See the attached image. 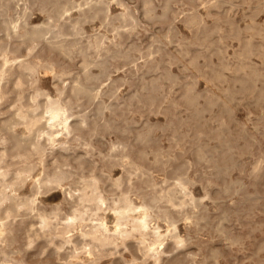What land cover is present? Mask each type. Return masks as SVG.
Segmentation results:
<instances>
[{"label": "bare ground", "instance_id": "obj_1", "mask_svg": "<svg viewBox=\"0 0 264 264\" xmlns=\"http://www.w3.org/2000/svg\"><path fill=\"white\" fill-rule=\"evenodd\" d=\"M33 1H35V0H33ZM223 2H225V0H213L209 5H216V6L222 5V6H224L222 4ZM241 2L242 1H240V3ZM253 2L254 1H252V3ZM232 3H235V2L233 1ZM236 3H238V2L236 1ZM245 3H247V2L245 1ZM261 3H263V2L261 1ZM261 3H260V5H261ZM225 5H227V4H225ZM232 5H234V4H232ZM239 5H241V4H239ZM119 6H123L122 3ZM192 6H191V8L196 7V6H194V7H192ZM167 7H168V2H166L165 5L162 7L163 8L161 11L162 13L158 15L157 12L155 11V7L152 3V0H143L142 1V7H141V13L143 14L144 17H146V19L147 18L152 19L155 16H162L163 17V16L167 15ZM256 7H258V6H256ZM206 8H204V9H206ZM212 8H214V7H210L209 9H212ZM195 9H197V7ZM40 10L45 13L44 19L40 23L29 24L27 21L28 7L26 5L23 6L21 11H19L16 16L4 17L3 8L1 7V4H0V17L2 16V19H1L2 22H1L0 30L3 31V34L0 35V56H1V59H0V99L3 98L2 96L5 94V91H3L4 84L6 85L7 81H9L10 79H13V82H14V83L12 82L13 84L10 85V88L13 92H16L15 95L17 96L15 99V104L13 105L14 108H11L9 106L13 110H11L10 114L7 117L2 118L0 120V130H4L5 133L7 134L6 138H0V143H4V142L8 143V148H7L8 150L7 149H1L3 146L0 147V161L5 162V160H6L5 158L8 154L12 155L13 158H16V159H12L11 161H8L5 165V167H3L0 164V264H20V263L14 261L12 259V256L10 255V253L14 252L16 250H14L12 248L7 249L6 248V244H7L6 240H8L9 234L11 232H13V229H14L13 219H14V217L16 215L23 214V213H25L29 217L35 218V220L28 221V223H27L28 226H26L27 228H25L26 229V236L28 238V241H27L26 246H25V251H27V248L29 246H31L32 242L34 240H36L38 237L43 236L47 239H49V238L51 239L52 236H54V237L58 236L60 238V241L58 243H56V241L53 243L54 244V251L57 254H59L60 249L62 247H64L65 245L70 246L69 252L68 253L66 252L67 253L66 256H63L64 262L61 264H96L99 262L100 258H102L103 256L108 255V254H117V253H118L119 257L123 259V264H130L131 261L132 262L134 261L137 264H147L146 261L149 258L152 260V264H163V261L165 259V253L172 250V249H175L179 246H182L185 243V239H186L183 237L184 235L183 236L181 235L182 233L180 234L177 231L178 226L176 224L177 223L176 222L177 218L175 216L176 211L173 212L172 211L173 209L171 210L170 207L180 208V210L184 214L183 217L185 216L186 219L189 218V220L192 219L194 222H200V221L207 222L208 219L206 218L207 217L206 213L203 212V211H205L204 210L205 206H204V203L202 202L203 198H200L201 196L196 197L191 192L192 188L189 189V186H188L190 179L185 174V173H187V170L185 171V173L181 170L182 166L185 162L183 164H182V162L180 164L179 163L174 164L171 167L170 161H172L173 158L170 161L168 160L169 161L168 163H170V164L165 162L168 159L167 157L169 154L167 152L169 150L167 149L168 151L166 150V152L164 153V155H166V153L168 154L167 157H164V158H166V160L164 161L162 156H163V152L165 150L162 151L161 148L163 146L160 148L159 145L158 146L155 145L158 148L153 149L151 151V153H153V157H152L153 160H150L151 159L150 158L148 161L147 158L150 155V154L148 155V150L143 148L142 146L141 147L139 146V148H137V146L140 145V143H142L144 145L147 143L146 145H148V141L151 142L150 133H151V129H153V127L150 125L151 123L147 124L146 120L145 121H146L147 126L145 129L140 127L142 125L141 124L139 126L140 130L138 128V131L137 132L135 131L136 134L133 132L135 134L134 140H136V142L137 141L140 142L137 146L135 145L137 148L136 152L132 150L133 153H135V156L131 155V150L128 147V142L120 139V137H122V136L119 137L117 135L119 137V138L117 137L118 140L117 139L115 140V138H116L115 137L114 138L115 141L111 143L110 152L108 153V157H112V158H110L111 164H113V163L114 164L117 163L118 165L120 164V166H122L123 171H124V175L121 174V172H120L121 175H119L117 177L115 175V177L113 176L114 177L113 178L110 175V173H112V171L110 172L111 167H110V169H108L107 175L109 176V181H110L109 183H110L111 187L112 186L115 187V189H110V191L108 190L110 193H112V196L110 195V197H109L103 193V182H102L103 179L101 178V176L97 172L95 173L94 171L89 175V177H86V175L85 176L81 175L80 180H77L76 182L75 181L69 182V185L62 190L64 193V200L70 206V209H68V211L65 213L61 212V205L59 203H56L55 205L51 206V208L48 210L43 205L42 199L40 198V194L46 193L45 191H47L50 188L63 185L64 181L67 180L71 176V172L67 169L68 167L65 169L63 167V164H66V162L69 161L66 158L67 153L64 151H67V150L70 151V149L72 148V145H71L72 140L79 141V143H84L85 145H89V147H90V145H91L90 137H92L94 134H98V131L100 129L103 131H105V130L110 131L111 130V132L113 133L114 130H112V129L115 128V126L117 124L113 125L110 120L105 119L106 117H104V119L106 120L104 122H102L101 120H97V118L99 119L100 117L107 116L108 113L106 115H104V111L106 108H111L110 101H109V104H107V102H105V101L102 102L101 96H103L104 93H106L107 95L109 94V96H116V94H119V93H117V89H119L120 87H118L119 85H117V81H119L120 78L119 77L113 78L111 76L112 64L116 67V69H118L119 66L115 65L113 61L121 60L123 64L124 63H128V64L132 63L136 69L143 66L146 68L147 72L152 73L150 75V77L148 79H146V77L144 75V74H146V72H145L142 75V79H143L142 82L139 79L140 80L139 83H141L140 84V86H141L140 90H143L144 92L146 90V93L148 91V93L146 94L145 97L147 99H149L150 102H152V103L156 99V95L158 93V90H160V87H159L160 82L159 81H160V79H162L161 77L173 79L174 74L172 73V71L169 70L170 68L165 69L164 71L162 70L163 72L160 73L161 75L154 74L157 71L158 72L160 71V70H158V68H159V63H161L160 62L161 60L160 61L157 59L155 60L156 54L153 55L155 51L157 52L161 49L159 46L156 47L157 42L154 43L155 48L152 47V44L149 45L148 47L146 44V48L144 47L145 48L144 50H142L140 47H138L137 44H135L134 42H127L128 38L132 35L133 30L135 29V27L138 24V18H137V15L135 14V9H133L131 7L125 6V7H123V9L121 11H119L117 13H112L108 0H45V1L40 2ZM207 10H208V8H207ZM259 10H260V8H259ZM262 10H264V9H262ZM191 11H192V9H191ZM73 12H76V14L73 15ZM193 12H194V9H193ZM214 12H216V11H214ZM214 12H213V14H214ZM255 12L256 11H254V13ZM211 14L212 13H210V16H211ZM216 14H217V12L214 15H216ZM41 15H42V13H41ZM186 15H187V13H186ZM203 15H204V13H203ZM220 15H222V14H220ZM249 15H251V14H249ZM201 16L199 14H196V13H192V14L186 16V21H185L186 24L184 23V25H187V24L191 25V26L194 25L192 27H195V26L197 27L196 30L199 32L200 36H201L200 33H202L203 35L205 34L204 36L202 35V38L198 37V40H196V41L193 40L190 43L193 44L194 46H196L197 44L205 45V47L207 49L211 45L210 44L211 40H207V39H209L207 37L210 36L211 33H213L212 35H214L216 33V31H218V28L220 29V26L217 27L212 22L213 27L211 26L212 27V28L210 27L211 29H209V28L208 29H205V28L202 29L201 27L206 26V25L204 22L205 20H203ZM144 17H142V18H144ZM220 17H221L220 19H223V22H230V20H231V19L229 20L227 18L228 21L227 20L224 21L225 17L224 18H222V16H220ZM253 17H255V15ZM218 18H219V12H218ZM205 19H207V18H205ZM96 20L99 22V26L104 28V31L99 30V29H95L93 32L88 33L86 31V28H85V23H93ZM150 22H147V23H150ZM214 22H216V21H214ZM232 22H233V19H232ZM249 22L251 23V21H249ZM252 22H253V24L256 23V21L255 22L252 21ZM141 23H142V21H141ZM143 23H142V26L144 25V27H145V24H143ZM235 24H237V22ZM257 24H255V25H257ZM188 25H187V27H188ZM218 25H220V24H218ZM227 25H228V23H227ZM231 26H232V24H231ZM235 26L237 27V25H235ZM245 26H246V24H245ZM192 27H191V29H192ZM233 27H234V25L232 27H229V28H232L233 33H234V30H236L237 28L234 27L235 28L234 29ZM241 27L243 28V26H241ZM171 28H172V26L169 27L168 31L171 30ZM222 28L223 27L221 25V30H225V27L223 29ZM146 30L147 29L145 28V31ZM228 30H231V29H228ZM239 30H240V28H239ZM220 31H218L217 33H219ZM108 32H110L111 36L109 35ZM134 32H135V30H134ZM231 32H232V30H231ZM255 32H257V34H258V32H260V30L259 31L255 30ZM224 33H226V31ZM229 33L230 32L228 31V33H226V34H229ZM253 33H254V30H253ZM191 34H192V31L190 33V36H191ZM263 34H264V32H263ZM155 35H157V34H155ZM212 35H211V37H212ZM215 35H217V34H215ZM225 35L223 37L227 36V35L226 36ZM230 35H231V33H230ZM254 35H256V34H254ZM162 36L165 37L166 39H168L169 41L172 40L169 33H164ZM183 36H185V35H183ZM186 36H188V35H186ZM196 37H194V38H196ZM227 37H229V36H227ZM232 37L235 38L234 36H232ZM241 37H243V36H241ZM261 37H263V35ZM218 38H219V36H218ZM138 39H139V37L137 38V40ZM185 39H182V40H185ZM148 40L150 41V39H148ZM153 40L159 42L160 37H153ZM182 40H181V43L183 44ZM11 41L16 42V45L14 46L15 49H18L21 45H23L26 48H29V50L26 52V56L31 55V53L33 52V49L36 47V44H35L36 42L37 43L43 42L44 44H46L47 49L49 51H56L60 55H63L66 57H72V55L74 53H77L81 56L79 69L75 75H71V68L69 67V64H62L56 70L55 62L51 59L45 60L42 62L41 61L40 62H34L33 60L31 61L30 59H28L27 57L18 58V56H14L11 58L7 55V53L10 50L9 43ZM169 41H168V43H169ZM187 41L188 40L186 39V41H184V42H186L188 44L189 42H187ZM216 41L219 42V39L216 38ZM160 43H161V41H160ZM186 43H184V44H186ZM221 43L224 44L223 42H221ZM149 44H150V42H149ZM176 44H177V41H176ZM225 44H226V42H225ZM242 44H241L242 45L241 49L237 52L238 63L234 67V69L238 72L243 71L242 76L240 75V76H236V78H234L235 80H238V82L240 83V84L238 83L239 85H242V82L243 83L246 81L248 82V80L251 82V81H254L256 78H259L258 76L261 74V72L263 70V69L259 70L258 67H256L254 64L249 62L250 55L254 52V44H253L252 39L248 37V39L245 40ZM159 45H161V44H159ZM260 45H262V44H259L258 47H260ZM162 47L166 48L164 45ZM196 47H198V46H196ZM214 47H216V45ZM219 47L220 46H218V50H219ZM258 47H256L257 51H258ZM262 48L264 49V47H262ZM262 48H261V50H263ZM225 49H226V47H224V51H225ZM218 50H217V52L220 51L219 54H221V57L219 55V57L217 58V60L219 59V61H220V63H219V61H217L219 64L218 67H215L213 64H212L213 65L212 66L209 63L210 65H208L209 66L208 68L214 73V74H211V73L209 74L210 76H212V75L214 76L211 79H215V76H216V78L218 80H221V82H222V79H224L225 75H226V73L224 74V69L229 68V63H227L228 61L226 60V58H225V60L227 62L224 60V57L222 55L223 51L221 49L219 51ZM133 51H139L140 52V56H143V58H144L143 63L139 64L137 62V57L133 54ZM165 51H166V49H165ZM168 52L169 51H166V53H168ZM175 52H174V54H177ZM188 52H189L188 47L182 48L180 50V54L183 56H185L184 54H187ZM213 52L215 53L216 51L212 50L211 53H213ZM198 53H199V51H196V53L194 55L189 53L191 55V57H190V55L187 54V56L190 57V59L188 61L190 64H193L192 65L193 67H194V65H198V64L200 65V63L198 62ZM205 53L206 52H204V54ZM226 53H228V52H226ZM211 55H215V54H211ZM226 55H228V54H226ZM154 56H155V58H154ZM215 56L217 57V55H215ZM253 56H255V55H253ZM263 56H264V54H263ZM206 57H208V56H206ZM168 58L171 59L172 57L169 56ZM203 58H205V57L203 56ZM210 58H211V56H210ZM230 58H231V56H230ZM233 58H234V56H233ZM175 59H176V57H175ZM178 61H181L180 57H179ZM188 61H184V62H188ZM204 61H202V63ZM253 61H254V59H253ZM197 62H198V64H197ZM208 62H210V61H208ZM211 62H212V60H211ZM254 63L256 64L257 62H254ZM263 63H264V60H263ZM263 63H261V64H263ZM232 64H233V62H232ZM203 65L206 66L205 62H204V64L201 65V68H204ZM233 65H235V64H233ZM165 66H167V63ZM179 66H181V65L179 64ZM40 68H43L44 72H47V73H48V71H51L53 73L56 81H59V83H57L54 86L56 88L55 89L56 93H53V94H55V95H52L51 92H49L48 90L42 89L41 86L39 85L41 82L38 84V81H40V80L36 76L37 75L36 73L39 71ZM94 68H96L97 70H94ZM121 68L124 69L123 67H121ZM209 69H207V70H209ZM210 70H209V72H211ZM231 70H233V69H231ZM128 71H129V69H128ZM200 71H202V70H200ZM205 73H203V75ZM206 74H208V73H206ZM231 75H233V74H231ZM234 75H237V74L234 73ZM260 76H262V75H260ZM54 77H51V79ZM130 77H131V75H130ZM67 78H69V79H67ZM136 78H137V75H136ZM176 78H177V76L174 78V81ZM105 80H108V81H106V83L104 84ZM204 80H205V78H204ZM207 80H209V78ZM124 81H126V79ZM167 81H169V80H166L165 84L167 83ZM209 81L212 82V80H209ZM215 81L216 80H213V83ZM256 81H260V80H256ZM232 83H233V81H232ZM232 83L230 85H232ZM24 84H30L29 87L32 88L31 91H29L28 93H25L26 95L23 93V91H24L23 88H22V90H19V88ZM160 84H162V83H160ZM226 84H229L228 81ZM244 84H247V83H244ZM183 85H184V83H183ZM230 85H228V86H230ZM260 85H261V83H260ZM102 86H106V88L103 89ZM163 86H165V85H163ZM169 87H170V85H169ZM173 87H174V85H173ZM214 87H216V85ZM220 87L222 88V86H220ZM248 87H250V86H248ZM259 88H260V86H259ZM262 88L264 89V87H262ZM127 89H129V87ZM232 89H233V87H231V90ZM133 90H134V88H133ZM136 90L139 91V89H136ZM136 90H134V91H136ZM247 90H248V88H247ZM260 90H259L258 95L262 94V91H260ZM130 92H129V94H130ZM141 92L142 91H140L139 94H141ZM144 92H143V95H144ZM233 92H234V90H233ZM236 92H237V89H236ZM254 92H256V90H254ZM132 93L133 92H131V94H130L131 98H132V99L130 98L131 100H133V98L135 100V97L140 99L141 98L140 96H142V99L144 98L143 95H139L137 92H135L133 94ZM162 93H163V90H162ZM181 93H182V97H183V98H181V100L182 99L184 100L183 102L186 103V107L188 106V107L192 108L193 113H195L199 116L202 115L203 111H205L206 109H209V106H211L213 103H216V101H221V104H222L221 108L223 110H230V105L228 104V101L230 99H232L233 95H234L230 91V89L226 88V86H225L224 91H223V95H224L223 98L218 96V95L216 97H213L211 95H206L205 99H204L205 100L204 104L200 105L198 98L203 94H202V92L195 89V86L193 84L186 83L184 90ZM238 93H237V95H238ZM256 94H257V92H256ZM249 95H251V94H249ZM124 96H126V95H124ZM163 96H165V95H163ZM81 98H83V99L85 98V100L87 102H95L94 103L95 106L92 103V105L95 107L94 113L93 114L91 113L93 115L92 119L89 117V115L87 113L89 111L86 112L88 107L85 106L86 107L85 112H82V110H81L82 103L80 101ZM106 98H108V97H106ZM122 98H123V96H122ZM127 98H128V99H126V101H128L127 105L129 106V104H128L129 103V97H127ZM239 98L240 97H238V99ZM124 99H125V97L123 98V100ZM147 99H145V100H147ZM85 100H84V102H85ZM103 100H104V98H103ZM174 100H175V98H174ZM253 100H255V97ZM112 101H114V98H112ZM258 101H260V100H257V102ZM118 102H121V101H119V98H118ZM136 102H137V99H136ZM138 102H139V100H138ZM171 102H172V100H171ZM183 102H181V103H183ZM230 102H231V100H230ZM137 103H136V106H137ZM152 103H151V106H152ZM176 103H178V102L176 101ZM116 104H117V102H116ZM174 104H175V102H174ZM256 104H258V103H256ZM89 105H91V104L89 103ZM130 105H131V102H130ZM141 105H143V104H141ZM216 105H217V103H216ZM231 105H232V103H231ZM128 106H126V107H128ZM132 107H134V106H132ZM143 107H141L142 112L143 111L146 112L147 110L146 109L143 110ZM152 107H154V105ZM155 107H157V106H155ZM176 107H177V105H176ZM180 107H181V105H180ZM162 108H164V107H162ZM174 108H175V106H174ZM263 108H261V109H263ZM91 109H92V107H91ZM115 109H117V108H115ZM122 109H124V108H122ZM128 110L129 109L127 108V111ZM132 110H134V108ZM221 110H219V111H221ZM125 111H126V109H125ZM157 111L159 112L160 109ZM189 111H190V109H189ZM148 112H149V110H148ZM162 112H165V111H162ZM0 113H1V111H0ZM122 113H123V115L125 114L123 111H122ZM122 113L119 112V115H121ZM166 113L167 112H165V114ZM168 113L171 115L172 112L168 111ZM208 113H209V111H208ZM223 113H224V111H223ZM228 113L227 114L225 113V115L229 118L231 117L230 115H234L233 110L231 112L232 114L228 115ZM112 114L113 115L116 114L114 112V109H113ZM130 114L131 115H129V118L131 116H133L132 112ZM137 114H138V112H137ZM142 114H145V113H142ZM110 115H109V117H110ZM114 116H116V115H114ZM124 116H123V118H124ZM109 117L107 116V118H109ZM219 117H217V118H219ZM263 117H264V115H263ZM136 118H138V115ZM109 119H111V118H109ZM131 119L132 118H130V121H131ZM200 119H202V118L200 117ZM204 119H205V117H204ZM207 119H208V117H207ZM213 119H214V117H213ZM224 120H225V118H224ZM98 121L101 124L104 123L103 129L99 128V130H97L98 126L101 125V124L100 125L98 124ZM124 121L126 122V119ZM212 121H214V120H212ZM217 121H218V119H217ZM134 122L135 121H133V123ZM205 122H207V121H205ZM115 123H116V121H115ZM178 123H180V122H178ZM189 123H190V121H189ZM221 123H220V126H221ZM18 125L19 126L23 125L24 129L22 131H21V129L18 131L17 130ZM124 125H123V127H121L122 125L121 126L117 125L119 127L116 126V129L121 130V133L124 131L129 132V131L133 130V129H129L128 126L124 127ZM142 126H145V125L143 124ZM190 126H192V125H190ZM190 126L188 125V127H190ZM201 126H203V125H201ZM193 127H194V124H193ZM21 128H22V126H21ZM141 128H142V130H141ZM155 128L156 127H154V129ZM215 128H217V127H215ZM263 129H261L260 131H262ZM220 130H222V129H220ZM225 130H223V131H225ZM243 130H241V131H243ZM250 130H252V129H250ZM84 131H85V133H84ZM241 131L239 130L237 132L240 133ZM106 133H103V134H106ZM155 133H157V132L155 131ZM227 133H225V134H227ZM252 133L253 132H251L249 134L252 135ZM84 134L85 135L87 134V136L88 135L89 136L87 138H84L83 137ZM123 134L125 135V132ZM184 134L186 135V132H184ZM200 134H201V132H199V136H201ZM154 135H156V134H154ZM250 135H248V137ZM103 136H105V135H103ZM151 136H153V133ZM174 136L176 137V134H174ZM195 136H196V134H195ZM227 136H228V134H227ZM240 136H242V135H240ZM132 137L130 138V141H131ZM186 137H188V136L186 135ZM224 137H226V135ZM206 138L208 139L209 137L207 136ZM262 138H263V136H262ZM95 139H94V141L97 140V139L96 140ZM152 139H154V138H152ZM155 139H158V138H155ZM224 139H225V141H227L228 138L227 139L224 138ZM254 139H255V137H254ZM254 139H253V142H254ZM256 139H258V138H256ZM128 140H129V138H128ZM173 140H175V139H173ZM188 140H190V134H189ZM208 140H205V142H207ZM158 141H160V140H157V142ZM170 141L173 142L172 140H170ZM213 141H215V140H213ZM222 141H221V143L218 141V143H220L219 145H222ZM235 141H236V139H235ZM157 142L152 143L153 144V145H151L152 148L154 147V144ZM105 143H106V141H105ZM129 143H132V142H129ZM210 143L208 142V144H210ZM227 143H226V145H227ZM101 144H102V142H101ZM134 144H136V143H134ZM157 144H159V143H157ZM194 144H195V154L197 156V160L199 162L204 161V163H205V161H206V163L210 162L212 164L213 169L217 172V174H220L221 171L224 168H226L227 166L232 167V166H229L230 164L228 165L226 163H220L218 161L219 159H217L216 157L214 158L213 153L210 152V150L208 149L209 146L207 144H205L204 142L202 143L201 140L200 141L197 140V143L195 142ZM93 145H91V147H94ZM104 145L106 146V144H104ZM104 145H102V147ZM171 145H172V143H171ZM207 146H208V148H207ZM223 146H225V142H224ZM246 146L251 147L250 145H248V143ZM91 147H90V149H91ZM230 147H231L230 145H229V148L227 146V150L230 149ZM103 149L105 150L106 148L103 147ZM215 149L214 150L216 152H217V150H219V149H217V147H215ZM225 149H226V147H225ZM233 149H234V147H233ZM233 149H232V152H233ZM235 149H236V147H235ZM69 151H68V153H69ZM174 151L176 152L175 149H174ZM238 151H239V149H238ZM71 152L72 151H70V153ZM92 152H93V150H92ZM95 152L96 151H94V153ZM100 152L102 153L103 151L101 150ZM232 152H231V155H232ZM242 152H243V150H242ZM258 152H259V150H258ZM73 153L74 152L71 153V156H74V155H72ZM240 153H241V150H240ZM253 153H254V151H253ZM218 155H219V153H218ZM35 156H37L39 158L38 163H40L39 165L42 166V172L39 175L34 177L32 172H33V169L35 168L36 165L33 164L32 161H33V158ZM71 156L69 155L68 158ZM102 156H101V158H102ZM170 156H172V155L170 154ZM174 156H176V155H174ZM49 157H50V160H52L51 161L52 164L48 161ZM74 157H75V159L80 158L79 155L74 156ZM260 157H261V155H260ZM62 158H66L67 161L61 160ZM101 158H99V159H101ZM106 158H107V156H106ZM233 158H234V156H233ZM104 159H105V155H104ZM174 159H176V158H174ZM182 159H184V158H182ZM236 159H237V156H236ZM97 160H98V158H97ZM146 160H147V162L153 161L154 165L156 163V165L157 164H158V166L161 165V167L165 166V164L167 163L171 168V173H172V175L170 176L171 180H169L168 177H165L166 179L163 180V183L165 181L166 185L161 184V185H159V187H157V183L154 182L151 179V177L149 178V172H153V170L150 171V167H151L150 163H149L150 167L148 164H145ZM174 161L175 160H173V162ZM184 161H187V159L185 158ZM225 162H227V161H225ZM233 162L235 164L237 163L235 161H233ZM233 162H232V164H233ZM239 162H241V161H239ZM260 163H261V159L259 158L253 166V175H255L256 177L258 176V174L260 175V173H261V172L259 173ZM68 164H69V162H68ZM90 164L91 163H89L88 166ZM235 164H233L234 167H235ZM10 165H14L15 168L11 169ZM90 166L88 168L89 173H90V171H89ZM96 166H97V163H96ZM99 166H100V164H99ZM77 167H75V169ZM262 167H263V165H262ZM153 168H155V167L153 166ZM170 168H169V170H170ZM226 169H227V171H229L228 168H226ZM240 170H242V168ZM85 171H83V173ZM167 172H168V170H167ZM224 172H225V174L228 173V172H226V170ZM230 173H228V174H230ZM248 173L246 175H248ZM102 175H103V173H102ZM194 175H195V173H194ZM133 176H136L137 179H139L141 181V184L136 185L134 183ZM164 176H165V174H164ZM261 176H262V174H261ZM28 177H33L32 178V184H31L32 187L30 185L31 191L29 193H24L23 191H21V188H22L23 184L25 183L26 179H28ZM75 177H76V175H75ZM152 177H154V176H152ZM209 177L211 179V176H209ZM157 178L159 179V176ZM157 178H153V179H157ZM205 180H207V179H205ZM241 180L242 179H240V181H238V182L241 183ZM225 182L226 181L224 180V184H225ZM255 182L256 181H254V183ZM202 183H203V181H202ZM212 183H214V182H212ZM233 184H236V183H233ZM251 185H253V183ZM26 186H25V188H27ZM202 186H203V184H202ZM226 186H228V185H226ZM147 187L150 188V190L146 191L145 189H147ZM191 187H192V185H191ZM219 187H221V185ZM222 187H223V185H222ZM237 188H239V187H237ZM240 188L242 189V187H240ZM226 189L223 188V190H226ZM256 189H257V187H256ZM132 191L137 193V195L140 197L139 202H135V200L131 198L130 192H132ZM205 191H206V189H205ZM227 191H228V189H227ZM227 191H226V193H227ZM238 191H239V189H238ZM222 193H224V192H222ZM230 193H232V192H230ZM248 193H249V191H248ZM209 194H210V192H209ZM205 196H207V195H205ZM205 196H203V197H205ZM256 196L257 195H250L249 194V195H246V198L248 200H253L254 197H256ZM262 196L260 198H262ZM45 197H47V196H45ZM211 199H212V196H211ZM216 199H218V198L216 197ZM255 200L258 201L257 198ZM235 201L236 200H234V202ZM239 202H241V201H239ZM250 202H252V201H249V203ZM254 202H253V204H254ZM162 203H164V204L167 203L168 206L163 205ZM249 203H248V205H250ZM215 204H216V202H215ZM241 205H243V203H241ZM187 206L191 207V210L186 209L183 211L184 207H187ZM253 206H255V205H253ZM108 213L112 214V217H113L112 224H109ZM208 213H210V211ZM221 214H222V212H221ZM239 214H240V212H239ZM209 215L210 214H208V217H209ZM228 215H229V213L227 214L226 212H223L222 216L226 217ZM177 216H179V214ZM159 217H161L166 222L167 227L165 230L161 229V225H160L161 223H159L157 221V218H159ZM217 217H219V215ZM179 218H180V216H179ZM225 219H224V221H225ZM187 221H188V219H187ZM208 221H211V219ZM21 222H23V219L20 220V223ZM36 223H37V225H36ZM205 226H207V225H205ZM187 227H189V225ZM258 228H260V227H258ZM216 229L220 230L221 232L228 235V237H229L228 240H232L234 242L240 240V238L238 236L230 235V234L226 233V230L222 226H217ZM254 229H256V228H254ZM11 235H12L11 237L13 238L14 237L13 233ZM185 237H186V235H185ZM25 239H26V237H25ZM168 240H170L171 242L169 243ZM133 241L135 242V244H134L135 250H133L131 248ZM10 244H12V243H10ZM257 245H259V243ZM181 248H184V247H181ZM213 249L214 250H212L210 252V254L208 256H206L207 258H215L217 252H216L215 248H213ZM65 250H66V248H65ZM123 250H128L130 252V254H131L130 259L126 258ZM41 251H43V250L40 249L39 252H41ZM170 253H171V251H170ZM177 258H178L177 254H174V255L171 254L170 260H172V262L169 264H178V263H180V264L185 263L186 264V262H183L182 259H180V261H173L175 259L177 260ZM212 261H213V259H212ZM115 262L116 261H114V263ZM117 263L120 264V262H118V261H117Z\"/></svg>", "mask_w": 264, "mask_h": 264}, {"label": "rangeland", "instance_id": "obj_2", "mask_svg": "<svg viewBox=\"0 0 264 264\" xmlns=\"http://www.w3.org/2000/svg\"><path fill=\"white\" fill-rule=\"evenodd\" d=\"M41 1H45V0H35V1H33V0H0V4H1V7L3 8L4 17L16 16L18 14V12L21 11V9L23 8V6L26 5L28 7V14H27V21H28V23L29 24H37V23H40L44 19V17H45V13L40 10V2ZM108 1H109V4H110V8H111L112 13H117V12L121 11L123 9V7H125V6L126 7H131L133 9H135V14L137 15V18H138V24H137V26L134 29L136 33L133 30L132 35L128 38V41L127 42H134L142 50H144L146 48V44H147V47L152 44V47L155 48L154 47V43L157 42L156 43V47L159 46L161 49L159 51H157V52L155 51L153 55L156 54L155 55L156 58L154 56L155 60L156 59L159 60V61L161 60L160 61L161 63H159V68L160 69L158 68V70H160V71L159 72L157 71L154 74L161 75L160 73H162L165 69H169L170 68L169 70L172 71V73L174 74V78L176 76H177V78L174 81V78L173 79H168V78L161 77L162 79H160V81H159L160 83H162V84L159 83L160 90H158V93L156 95V99L152 103V102H150L149 99H147L145 97L146 94L148 93V91L146 93V90H145V92L143 90H140L141 89L140 88L141 87L140 86L141 83H139L140 80H141V82L143 81L142 75L145 72H146V74H144V75H145L146 79H148L152 73L147 72L146 71V68L143 67V66H141L138 69H136L135 66L132 63H130V64L124 63L123 64L121 60L113 61L115 65H118L119 66L118 69H116V67L113 64L111 66V76L113 78H117V77L120 78V80L117 81V85H119L118 87H120L119 89H117V93H119V94H116V96H109V94L107 95L106 93H104V95H103L104 97L101 96L102 102L105 101V102H107V104H109V101H110L111 108H106L105 111H104V115H106L108 113L107 116L109 117V115L111 114L110 117H109L111 119L107 118V116H103V117H100L99 119L97 118V120H101L102 122H104L106 120H110L113 125H116V124L119 125V126L122 125L121 127H123V125L125 124L124 127H127L128 126L129 129H133V130H131L129 132L128 131H124L125 132V135H124L123 134L124 132L121 133V130L116 129V126H117L116 125L115 128L112 129V130H114L113 133L111 132V130L110 131L109 130L103 131V130L100 129L101 130L100 131L99 128H102L103 129L104 128V123L101 124L98 121V124L99 125L101 124L100 125L101 127L98 126V129L97 130H99L101 133L98 131V134H94L92 137H90V143H91V145L94 144L93 145L94 147H91V145H90V147H91V149H90L89 145H85L84 143H79V141L72 140L71 141V145H72V148L73 149L71 148L70 151L74 152L72 155H74V156L79 155L80 158L79 159H75L74 156H71V153L72 152L70 153L69 150L64 151V152L67 153V154L66 153L65 154H66V158L69 161H67L66 158H62L61 160H66L67 161L66 164H63V167L65 169L68 167L67 169L71 172V176L67 180L64 181L63 185L50 188L47 191H45L46 193L40 194V198L42 199L43 205L49 210L51 208V206L55 205L56 203H59L61 205V212L62 213L67 212L68 209H70V206L64 200V193H63L62 190L69 185V182H74V181L76 182L77 180H80L81 175H84V176L86 175V177H89V175L93 171L95 173L97 172L101 176V178L103 179V181H102L103 182V193L106 196H109V197H110V195L112 196V193H110L109 191H110V189H115V187H113V186L111 187V185L109 183L110 182L109 181V176L107 175L108 169H110V167H111L110 172L112 171V173H110V175L112 177L113 176L115 177V175H116V177L119 176V175H121V174L124 175V171H123L122 166H120V164L119 165L117 163H115L116 165L114 163L111 164L110 158H112V157H108V153L110 152L111 143L114 142L116 139L118 140V138L120 136H122V137H120L121 140H125V141L128 142V147L131 150V155L132 156H135V153H133V151L136 152V150H137V148H139V146L140 147L142 146L143 148L147 149L148 150V155L150 154L149 157L147 158L148 161H149L150 158H151L150 160H153V158H152L153 157V153H151V151L153 149L158 148L157 147L158 145L160 146V148L163 146L161 149H162V151L165 150L163 152V156H162V158L164 159V161L166 160V158H164V157H167L168 154H169L168 157H167L168 159L165 162L168 163L170 160H172V158H173V160H175L174 161L175 163L173 162V160L170 161V163H171L170 166L171 167L174 164H178V163L180 164L181 162L183 164L185 162L183 164L181 170L184 173L187 170V173H185V174L190 179L189 180V184H188L189 189L192 188L191 189V192L196 197H200L201 196L200 198H203L202 202L204 203V206H205V209L204 210L206 211V212L205 211H203V212L206 213V215H207L206 218L208 220H210V219H211V221L213 220L212 222L211 221H208V220H207V222H204V221L194 222L192 219L189 220V218H187L188 219V221H187L186 217L185 216L183 217L184 214L180 210V208H178V207H170L171 210L173 209L172 210L173 212L176 211L175 212L176 214L175 213L174 214H175V216L177 218V221H176L177 222L176 224L178 226L177 227L178 228L177 231L180 234L182 233L181 235L182 236L184 235L183 237L186 238V239H185V243L182 246H179V247H177L175 249L170 250L171 253H170V251H168L169 253L168 252L165 253V259L163 261V264H169V263L172 262V260H170L171 254L172 255H174V254H177L178 255L177 260L175 259L173 261H180V259H182V261L183 262H186V264H264V195H263L264 194V171H263L264 170V156H263L264 155V139H263L264 138V131H263L264 130L263 129L264 128V117H263V115H264V112H263L264 111V108H263L264 107V97H263L264 96V89L262 88V87H264V84H263L264 83V63H263V60H264V56H263L264 51L263 50L264 49L262 48V47H264V38H263L264 37V34H263V32H264V10H262V9H264V0H260V1L259 0H257V1L256 0H251V1L250 0H248V1L247 0H240L242 2L244 1L243 3L242 2L240 3L239 0H229V1L228 0H225V2L222 3L224 6H222V5H220V6L209 5L213 0H175V1L174 0H152V3L154 5V7H155V11L157 12L158 15L162 13L161 12L162 9H163L162 7L165 5L166 2H168L167 15L166 16H163V17L162 16H155L152 19H149V18L146 19V17H144L143 14L141 13V7H142V1L143 0H108ZM233 1L235 3H232ZM236 1L239 4H241V5H239L238 3H236ZM245 1L247 3H245ZM252 1H254V2L252 3ZM261 1L263 3H261ZM121 3H122L123 6H119V5H121ZM260 3H261V5H260ZM225 4H227V5H225ZM232 4H234V5H232ZM191 6L192 7L196 6L197 9H195L196 7L191 8ZM256 6H258V7H256ZM206 7L208 8V10H207ZM210 7H214V8L209 9ZM204 8H206V9H204ZM259 8H260V10H259ZM191 9H192V11H191ZM193 9H194V12H193ZM208 11L210 13H212L211 16H210V13ZM214 11L217 12V14H216L217 16L214 15L216 13ZM254 11H256V12L254 13ZM213 12H214V14H213ZM218 12H219V18H218ZM41 13H42V15H41ZM186 13H187V15H186ZM192 13L199 14L200 16L202 15L201 17H202L203 20H205L204 22H205V25H206V26H202L201 27L202 29H204V28L205 29H208V28L211 29L213 27L212 22H213V24H215V26H217V27L220 26V29L218 28V31L221 30V25H222L223 28L225 27V30H221L219 33H217L218 31H216V33L214 32L217 35H215V34L212 35L213 33H211L210 36L207 37V38H209L207 40H211V43H210L211 44L210 45L211 47L209 46V48H207V49H206L205 45L197 44L196 46H198V47H196V46H194L193 44L190 43L193 40L194 41L198 40V37L202 38V35H203L202 33H200L201 36L199 35V32L196 30L197 29L196 26L195 27H192L194 25L191 26V25H188L187 24L188 25V27H187V25H184V23L186 24V22H185L186 21V16H188V15H190ZM203 13H204L205 16L203 15ZM75 14H76V12H73V15H75ZM220 14H222V15H220ZM249 14H251V15H249ZM252 15L253 16L255 15V17H253ZM220 16H222V18L225 17V20L224 21H226V20L228 21V19L229 20L231 19V20H230V22H223V19H220L221 18ZM142 17H144V18H142ZM205 18H207V19H205ZM1 19H2V16L0 17V28H1V22H2ZM232 19H233V22H232ZM213 20L216 21V22H214ZM141 21H142V23L144 22L143 24H145V27H144V25L142 26ZM146 21L147 22H150L151 21V22L150 23H147ZM249 21H251L252 24ZM252 21H254V22L256 21L255 24H257V23L258 24L255 25V24H253ZM236 22H237V24H235ZM227 23H228V25H227ZM218 24H220V25H218ZM231 24H232V26L234 25V27L237 28L236 30H234V33H233V29L232 28H229V27H232ZM245 24H246V26H245ZM235 25H237V27ZM170 26H172V28H171V30L168 31V29H169ZM190 26L192 27V29H191ZM241 26H243V28ZM85 28H86V31L88 33L93 32L95 29H99V30L104 31V28H102V27L99 26V22L97 20L94 21L93 23H85ZM145 28L147 29L146 31H145ZM187 28L188 29L190 28V29L188 30ZM239 28H240V30H239ZM228 29H231L232 32H231V30H228ZM258 29L260 30V32H258V34H257V32H255V30L256 31H259ZM190 30L192 31L191 36H190V33H191ZM227 30L231 33V35H230V33L229 34H226V33H228ZM253 30H254V33H253ZM225 31H226V33H224ZM108 33L111 36L110 32H108ZM164 33H169V35L171 36L172 40L169 41L168 39H166L165 37H163L162 35ZM2 34H3V31L0 30V35H2ZM155 34H157V35H155ZM223 34L224 35L226 34L229 37H227L226 35H225L226 37H223L224 36ZM254 34H256V35H254ZM183 35H185V36L188 35V36L185 37ZM211 35H212V37H211ZM262 35H263V37H261ZM218 36H219V38H218ZM230 36L231 37L234 36L235 38H233V37L231 38ZM239 36L240 37L243 36V37L240 38ZM138 37H139V39L137 40ZM153 37H160L161 43H160V41L159 42L158 41H154L153 40ZM184 37L188 40L187 41V42H189L188 44L186 42H184V41H186V39ZM194 37H196V38H194ZM248 37L252 39L253 44H254V52L250 55L249 62H251L252 64H254L256 67H258L259 70L260 69L261 70L263 69L262 72L260 71L261 72L260 75H262V76L259 75L258 76L259 78H256L254 81H251L252 83L248 80V82L247 81L244 82V83H247V84H244L242 82V85H239L240 83L238 82V80H235L234 78H236V76H240V75L242 76L243 75V71L238 72V71H236L234 69V67L238 63V60H237V52L241 49V47L243 45L242 43L245 40H247ZM216 38L219 39V42L216 41ZM148 39H150V41ZM182 39H185V40H182ZM181 40H182L183 44L181 43ZM168 41H169V43H168ZM176 41H177V44H176ZM224 41L226 42V44H225ZM149 42H150V44H149ZM221 42H223L224 44H222ZM158 43L161 44V45H159ZM184 43H186V44H184ZM35 44H36V47L33 49V52L31 53V55H29V56L27 55L26 56V52L29 50V48H26L23 45H21L18 49H15L14 46L16 45V42L15 41H11L9 43L10 50L7 53V55L9 57H11V58L14 57V56H18V58L27 57L28 59H30L31 61L33 60L34 62H40V61L42 62V61L50 60L51 59V60H53L55 62V68H56V70L62 64H69V67L71 68V75H75L77 73V71L79 69L80 60H81V56L79 54L74 53L72 55V57H66V56L60 55L56 51H49L47 49L46 44H44L43 42H38V43L36 42ZM259 44H262L263 45V46L260 45V47L263 50H261V48L258 47ZM163 45L166 48L162 47ZM215 45H216V47H214ZM218 46H220L219 47V50L221 49L223 51L222 52V55L224 57V60L226 58V60L228 62L226 60L225 61L227 63H229V68L224 69V74L226 73V75H225V78L222 79V82H221V80H218L216 78V76H215V79H211L214 76L213 75L210 76L209 74L210 73L211 74H214V73L208 68L209 67L208 65H210V64L211 65L213 64L215 67H218V65H219L218 62H217V61H219V59L217 60V58L219 57V55L221 57V54H219L220 51L218 50ZM255 46L258 47V51H257V48ZM185 47H188L189 48V52L187 53L188 55H190V54L194 55L196 53V51H199V53H198V62L200 63V65L197 62L198 65H194V67H193L192 66L193 64H190L189 61H188L190 59L191 55L189 57V56H187V54H184L185 56H183V55L180 54V50L182 48H185ZM224 47H226L225 51H224ZM165 49H166V51H169L168 52L169 54L166 53ZM212 50L213 51H216V52L215 53L214 52L211 53ZM217 50L219 52H217ZM174 52L177 53V54H174ZM204 52H206V53L204 54ZM226 52H228V53H226ZM133 54L137 57V62L139 64L140 63H143L144 58H143V56H140V52L139 51H133ZM211 54H215V55H217V57L215 55H211ZM226 54H228V55H226ZM205 55L208 56V57H206ZM253 55H255V56H253ZM169 56L172 57V58L174 57V58L173 59L172 58L170 59V58H168ZM203 56L205 58H203ZM210 56H211V58H210ZM230 56H231L232 59L230 58ZM233 56H234V58H233ZM175 57H176V59H175ZM179 57H180V60L181 61H178L179 60ZM0 59H1V56H0ZM253 59H254V61H253ZM183 60L184 61H188V62H184ZM211 60H212V62H211ZM202 61H204L205 62V65H206V66L203 65L204 68H201V65L204 64V62L202 63ZM208 61H210V62H208ZM232 62L235 65H233ZM254 62H257V63L255 64ZM166 63H167V66H165ZM219 63H220V61H219ZM261 63H263V64H261ZM179 64L181 66H179ZM121 67H123L124 69H122ZM40 69L36 73L37 74L36 76L40 80V81H38V84L41 82L39 85L41 86L42 89L48 90L49 92H51L52 95H55V94H53V93H56V90H55L56 88L54 86L57 83H59V81H56V79H55V77H54V75H53V73L51 71H48V73H47V72H44L43 68H40ZM128 69H129V71H128ZM207 69H209L211 72H209V70H207ZM231 69H233V70H231ZM94 70H97V69L94 68ZM200 70H202V71H200ZM202 72L203 73L206 72L208 74L205 73L203 75ZM234 73H236L237 75H234ZM231 74H233L234 76L231 75ZM130 75H131V77H130ZM136 75H137V78H136ZM51 77H54V78L51 79ZM203 77L205 78V80H204ZM208 78H209V80H212V82L209 81V80H207ZM67 79H69V78H67ZM125 79H126V81H124ZM10 80L7 81L6 85L4 84V87H3V91H5V94L2 96L3 98L0 99V111H1V113H0V120L2 118L7 117L10 114L11 110H13L11 108H14L13 105L15 104V99L17 97L15 95L16 92H13L11 90V88H10V85H12L14 83L13 82V79H10ZM166 80H169V81H167V83L165 84ZM213 80H216V81L213 83ZM256 80H260V81H256ZM106 81H108V80H105L104 84L106 83ZM227 81H228L229 84H226ZM232 81H233L234 84L232 83ZM183 83H184V85H183ZM186 83L193 84L195 86V89H197L198 91L202 92L203 95H201L198 98V101H199V104L200 105L204 104V101H205L204 99H205V96L206 95H211L213 97H216L218 95V96H220V97L223 98L224 97L223 91H224V87L226 86V88H229L230 91L234 94L233 95V98L230 99L231 102H230V100L228 101V104L230 105V110L231 111L230 110H223L221 108L222 107L221 101H216L217 105H216V103H213L211 106H209V109H206L205 111H203L202 115L199 116V115L193 113L192 108H190L188 106L186 107V103L183 102L184 100L183 99L181 100V98H183L181 92H183ZM231 83H232V85H230ZM260 83H261V85H260ZM214 84L216 85V87H214L215 86ZM163 85H165V86H163ZM169 85H170V87H169ZM173 85H174V87H173ZM228 85H230V86H228ZM22 86L19 88V90H22V88H23V90H24L23 93L24 94L25 93H28L29 91L32 90V88L29 87L30 84H24ZM220 86H222V88ZM248 86H250V87H248ZM259 86H260V88H259ZM128 87H129V89H127ZM231 87H233L232 90H231ZM246 87L248 88V90H247ZM102 88L105 89L106 86H102ZM133 88H134V90L139 89V91H137V90L134 91ZM236 89H237V92H236ZM253 89L256 90L257 94H256V92H254ZM129 90L131 92H133V93L137 92L138 94L140 93V91H142L141 94H139V95H143V92H144V95H143L144 98L142 99V96H140L141 97L140 99H138L137 97H135V100H134V98H133V100H131L132 99L131 98V95H130L131 92ZM162 90H163V93H162ZM233 90H234V92H233ZM259 90L262 91V94L261 95H258ZM129 92H130V94H129ZM237 93H238V95H237ZM240 94L241 95L243 94L242 95L243 97ZM249 94H251V95H249ZM124 95H126V96H124ZM163 95H165V96H163ZM122 96H123V98L125 97L124 100H123ZM106 97H108V98H106ZM127 97H129V103H128L129 106L127 105V102L128 101H126V99H128ZM238 97H240V98L238 99ZM254 97H255V100L257 99V100H260V101L257 102V100L256 101L253 100ZM103 98H104V100H103ZM112 98H114V101H112ZM118 98H119V101H121V102H118ZM174 98H175V100H174ZM136 99H137V102H138V100H139V102L140 101L141 102L140 103L139 102L137 103L136 102ZM145 99H147V100H145ZM84 100H85V98L84 99L81 98V100H80L81 103H82L81 110H82V112H85L86 107H88L87 110H86V112L87 111L90 112V113L89 112H87V113H88L89 117L92 119V117H93L92 114L94 113V110H95V107H94L95 106V104H94L95 102H87L86 100L84 102ZM171 100H172L173 103L171 102ZM176 101L178 103H176ZM116 102H117V104H116ZM130 102H131V105L134 106V107H132L130 105ZM174 102H175V104H174ZM181 102H183V103H181ZM89 103L91 105H89ZM92 103H93L94 106L92 105ZM136 103H137V106H136ZM151 103H152V106L154 105V107L151 106ZM231 103H232V105H231ZM256 103H258V104H256ZM141 104H143V105H141ZM176 105H177V107H176ZM180 105H181V107H180ZM126 106H128V107H126ZM155 106H157V107H155ZM174 106H175L176 109L174 108ZM91 107H92L93 110L91 109ZM141 107H143V110L146 109L147 111L146 112L145 111L142 112ZM162 107H164V108H162ZM115 108H117V109H115ZM122 108H124V109H122ZM127 108L129 109L128 111H127ZM133 108H134V110H132ZM188 108L190 109V111H189ZM261 108H263V109H261ZM113 109H114V112L116 113L114 115H116V116H114L112 114ZM125 109H126V111H125ZM156 109L157 110L160 109V111H159L160 113ZM148 110H149V112H148ZM207 110L209 111V113H208ZM219 110H221V111H219ZM232 110H233L234 115H230L231 116L230 118L227 117L225 115V113L227 114L229 112L228 115L229 114H232L231 113ZM122 111L126 115L127 114L128 115L126 116L124 114L126 116L125 117L123 115ZM162 111H165L167 113L165 114V112H162ZM168 111L169 112H172L171 115L168 113ZM223 111H224V113H223ZM119 112L122 113V114L119 115ZM131 112H132V115H133V116L130 117V118H132L131 119L132 122L130 121V118H129V115H131L130 114ZM137 112H138V114H137ZM142 113H145V114H142ZM137 115H138V118L139 119L136 118ZM123 116H124V118H123ZM212 116L214 117V119H213ZM104 117H106L105 118L106 120L104 119ZM200 117L202 119H200ZM204 117H205V119H204ZM207 117H208V119H207ZM217 117H219V118H217ZM224 118H225V120H224ZM125 119H126V122L124 121ZM217 119H218V121H217ZM145 120L147 121V124L151 123L150 125L153 127V129H151V133H150V140H151V142L148 141V145H146L147 143L144 145V144H142V143H140L138 141H137L138 142L137 143L136 140H134L135 139L134 136H135L136 132L138 131V128H139V130H140V127H142L143 129L146 128L147 124H146V121ZM212 120H214V121H212ZM115 121H116V123H115ZM133 121H135V122L133 123ZM189 121H190V123H189ZM205 121H207V122H205ZM178 122H180L181 124L178 123ZM223 122L224 123L226 122L227 124L226 123L224 124ZM192 123L194 124V127H193V124ZM220 123H221V126L223 125L222 127L220 126ZM141 124L142 125L144 124L145 126H142ZM188 125L189 126L192 125V126L188 127ZM201 125H203V126H201ZM21 126H22V128H21ZM21 126L18 125V127H17V130L18 131L20 129H21V131L24 129V126L23 125H21ZM119 126H117V127H119ZM154 127H156L155 128L156 130L154 129ZM215 127H217V128H215ZM142 128H141V130H142ZM220 129H222V130H220ZM250 129H252V130H250ZM261 129H263V130L260 131ZM223 130H225V131H223ZM239 130L240 131L243 130V131H241L240 133H238L237 131H239ZM155 131L157 133H155ZM184 132H186V135L188 137H186V135L184 134ZM199 132H201V134H200L201 136H199ZM251 132H253L255 135L253 133H252V135H250L249 133H251ZM84 133H85V131H84ZM103 133H106V134H103ZM152 133H153V136H151ZM225 133H227L228 136ZM154 134H156V135H154ZM174 134H176V137L174 136ZM189 134H190V140H188L189 139ZM195 134H196V136H195ZM103 135H105V136H103ZM225 135H226V137H224ZM240 135H242V136H240ZM248 135H250V136L248 137ZM6 136H7V134L5 133V131L4 130H0V138H6ZM88 136H87V134L86 135L85 134L83 135L84 138H87ZM207 136L209 137L208 138L209 140L206 138ZM262 136H263V138H262ZM131 137H132V139L130 141V138ZM254 137H255V139H254ZM114 138H115V140H114ZM128 138H129V140H128ZM152 138H154V139H152ZM155 138H158V139H155ZM224 138H226V139L228 138L227 141H225ZM252 138L254 139V142L255 143L253 142V139ZM256 138H258V139H256ZM94 139L96 141H94ZM173 139H175V140H173ZM235 139H236V141H235ZM157 140H160L161 142L160 141L157 142ZM170 140H172L173 142H171ZM197 140L198 141L201 140L202 143L204 142L205 144H207L209 146V148H208V146H207V148L210 150V152L213 153V157L214 158L216 157L217 159H219L218 161L220 163H226L228 165L230 164L229 166H232V167H228V166L226 167V168H228L229 171H227V169L224 168L221 171L220 174H217V172L213 169L212 164L210 162L207 161L208 163H206V161H205V163H204V161L203 162L200 161L201 162L200 163L197 160V156L195 154V144L194 143L195 142L197 143ZM205 140H208V141L205 142ZM213 140H215V141H213ZM105 141H106V143H105ZM218 141L220 143L222 141V145H219L220 143H218ZM101 142H102V144H101ZM129 142H132V143L134 142L136 144H134V143L132 144V143H129ZM154 142H157L159 144L155 143L154 144V147L155 148L154 147L152 148L151 145H153L152 143H154ZM208 142L209 143L211 142L210 143L211 145L208 144ZM224 142H225V146H223L224 145ZM139 143H140V145H138ZM171 143H172V145H171ZM226 143H227V145H226ZM247 143L251 147L246 146ZM104 144H106V146ZM102 145H104L103 147L106 148L107 150L106 149L104 150L103 147H102ZM135 145L136 146L138 145L137 148H136ZM155 145H157V146H155ZM229 145L231 147H230V149H228L229 150L228 151L227 150V146L229 148ZM0 147H2L1 149H7L8 148V143L7 142L6 143L5 142L4 143H0ZM210 147L211 148L213 147V148L211 149ZM215 147H217V149H219V150H217V152L215 151L216 150ZM225 147H226V149H225ZM233 147H234V149H233ZM235 147H236L237 150L235 149ZM174 149L176 150V152L174 151ZM232 149H233V152H232ZM238 149H239V151H238ZM92 150H93V152H92ZM101 150L103 151L102 153L100 152ZM166 150L168 151L167 152L168 154L166 153V155H164V153L166 152ZM240 150H241V153H240ZM242 150H243V152H242ZM258 150H259V152H258ZM68 151H69V153H68ZM75 151L77 153L79 151L80 152L77 154ZM94 151H96V152L94 153ZM253 151H254V153H253ZM231 152H232V155H231ZM218 153H219V155H218ZM68 154L71 157L68 158V156H69ZM170 154L172 156H170ZM104 155H105V159H104ZM174 155H176V156H174ZM260 155H261V157H260ZM101 156H102V158H101ZM106 156H107V158H106ZM233 156H234L235 159L233 158ZM236 156H237V159H236ZM97 158H98V160H97ZM99 158H101V159H99ZM174 158H176V159H174ZM182 158H184V159H182ZM185 158L187 159L188 162L187 161H184ZM259 158L261 159L259 173L260 172L261 173H260V175L258 174V176L256 177L255 175H253V166H254V164L257 162V160ZM5 159H6L5 162L0 161L1 162L0 164L3 167H5V165H6V163L8 161H11L12 159H16V158H13L12 155L8 154ZM188 159L189 160L191 159V160L189 161ZM147 160H146V162H147ZM232 160L235 161V162H237V163L235 164ZM48 161L51 163L52 160H50V157L48 158ZM225 161H227V162H225ZM239 161H241V162H239ZM38 162H39V158L37 156H35L33 158V161H32V163L36 165L35 168L33 169V172L34 173L32 172V174L34 175V177L37 176V175H39L42 172V166L39 165L40 163H38ZM68 162H69V164H68ZM146 162H145V164H148L149 167H150V164H151L150 171L153 170V172H149V178L151 177V179L154 182L157 183V187H159V185H161V184L162 185H166L165 184V181L163 183V180L166 179L165 177H168L169 180H171V177L170 176L172 175V173H171V168L168 165L170 163H168V164L166 163L165 166H162L161 167L160 164H159L160 166H158V164L156 165V163L154 165V162L153 161H151L152 163L151 162H147L146 163ZM232 162H233V164H235V167L232 164ZM87 163L88 164L91 163L90 164L91 166L89 165L90 166V170H89L90 173L88 172L89 166H88ZM96 163H97V166H96ZM99 164H100V166H99ZM261 164L263 165V167H262ZM153 166L155 168H153ZM75 167H77V168L75 169ZM10 168L13 169V168H15V166L14 165H10ZM169 168H170V170H169ZM241 168H242L243 171L240 170ZM160 169L162 171L164 170L165 172L163 171L164 172L163 173ZM167 170H168V172H167ZM225 170H226V172H228V173L231 172V173L230 174H228V173L225 174V172H224ZM83 171H85L84 172L85 174L83 173ZM120 172H121V174H120ZM102 173H103V175H102ZM194 173H195L196 176L194 175ZM247 173H248V175H246ZM164 174H165V176H164ZM261 174H262V176H261ZM75 175H76V177H75ZM152 176H154V177H152ZM158 176H159V179L157 178ZM209 176H211V179H210ZM32 178L33 177H28L29 180L26 179L25 183L23 184V186L21 188V191H23L24 193H29L31 191L30 185L32 184ZM153 178H157V179H153ZM133 179H134V183L136 185L137 184H141V181L139 179H137L136 176H133ZM205 179H207V180H205ZM240 179H242L241 180V183L242 184L240 182H238V181H240ZM201 180L203 181V183H202ZM224 180L226 181L225 184H224ZM254 181H256L255 182L256 184L254 183ZM212 182H214V183H212ZM233 183H236V184H233ZM250 183L251 184L253 183V185H251ZM202 184H203V186H202ZM219 184L221 185V187H219L220 186ZM191 185H192V187H191ZM222 185H223V187H222ZM226 185H228V186H226ZM25 186L27 188H25ZM236 186L239 187V188H237ZM31 187H32V185H31ZM240 187H242V189ZM256 187H257V189H256ZM223 188H225V189L227 188L228 191H227V189L226 190H223ZM205 189H206V191H205ZM238 189H239V191H238ZM145 190L146 191L147 190H150V188L147 187V189H145ZM226 191H227V193H226ZM248 191H249V193H248ZM209 192H210V194H209ZM222 192H224V193H222ZM230 192H232V193H230ZM249 194L250 195H257L259 198L256 196V197H254L253 200H248L246 198V195H249ZM205 195H207V196H205ZM45 196H47V197H45ZM130 196H131L132 199L135 200V202H139L140 201V197L137 195V193H135V192L132 191V192H130ZM203 196H205V197H203ZM211 196H212V199H211ZM261 196H262V198H260ZM216 197L218 199H216ZM240 198L241 199L243 198L242 199L243 201ZM256 198L258 199V201L255 200ZM234 200H236L235 201L236 203L234 202ZM239 201H241V202H239ZM249 201H252V202L249 203ZM215 202H216V204H215ZM253 202H254V204H253ZM241 203H243V205H241ZM248 203L250 205H248ZM162 204L168 206L167 203H165V204L162 203ZM253 205H255V206H253ZM188 207L189 206L184 207L183 211L186 210V209L191 210V207H189V208ZM209 211H210V213H208ZM221 212H222V214H221ZM223 212H226L227 214L229 213V215H228L229 217L228 216L223 217L222 216L223 215ZM239 212H240V214H239ZM178 214H179L180 218H179V216H177ZM208 214H210L209 217H208ZM218 215H219V217H217ZM22 219H23V222L20 223V220H22ZM224 219H225V221H224ZM30 220H35V218L29 217L25 213L16 215L14 217V219H13L14 229H13V232H11L9 234L8 240H6V243L7 244L9 243L8 245L6 244V248L7 249H11L12 248V249L16 250V251L10 253V255L12 256V259L14 261L20 263V264H44V263L45 264H55V263L56 264H61V263H63L64 262L63 256H66V254L69 252L70 246L69 245H65L64 247L61 248L62 250L60 249L59 254H57L54 251V244L53 243L55 241H56V243H58L60 241V238L58 236H55V237L52 236L51 239L50 238L47 239V238H45L43 236L38 237L36 240H34L32 242L31 246H29L27 248V251H25V246H26V243L28 241V238L26 236V229L25 228H27L26 227V226H28L27 223ZM108 220H109V224H112L113 217H112V214L111 213H108ZM157 221L159 223H161L160 224L161 225V229L162 230H165L166 227H167L165 220H163L161 217H159V218H157ZM36 225H37V223H36ZM188 225H189V227H187ZM205 225H207V226H205ZM211 225L212 226L214 225V226L212 227ZM217 226L224 227V229L226 230V233H228L230 235H236V236H238L240 238V240L239 241H235V242L232 241V240H228L229 239L228 235H226L225 233L221 232L220 230H217L216 229ZM258 227H260V228H258ZM254 228H256V229H254ZM12 233L14 235L13 238L11 237L12 236L11 235ZM185 235H186V237H185ZM25 237H26V239H25ZM168 241H169V243L171 242L170 240H168ZM10 243H12V244H10ZM258 243H259V245H257ZM134 244H135V242L133 241L132 242V245H131V248L133 250H135ZM181 247H184L185 249L184 248H181ZM65 248H66V250H65ZM213 248H215V250L217 252L215 258H207L206 256H208L210 254V252L212 250H214ZM40 249L43 250L44 252L43 251L39 252ZM123 252H124L126 258H128V259L131 258V254H130V252L128 250H123ZM212 259H213V261H212ZM114 261H116V262L114 263ZM117 261L120 262V264H123V259L119 257L118 253L117 254H108V255H105L102 258H100L99 262L96 263V264H119V263H117ZM146 263L147 264H152V260L149 258L146 261ZM130 264H137V263L134 262V261L133 262L131 261ZM178 264H180V263H178Z\"/></svg>", "mask_w": 264, "mask_h": 264}]
</instances>
